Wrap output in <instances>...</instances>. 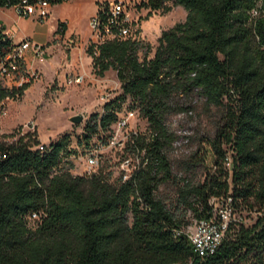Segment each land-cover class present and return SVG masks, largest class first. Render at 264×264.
Here are the masks:
<instances>
[{"label": "trees", "instance_id": "trees-1", "mask_svg": "<svg viewBox=\"0 0 264 264\" xmlns=\"http://www.w3.org/2000/svg\"><path fill=\"white\" fill-rule=\"evenodd\" d=\"M21 2L0 0V8ZM109 2H97L103 25ZM177 6L187 12L185 21L162 31L152 56H139L144 47L151 51L140 28L135 37L90 43L95 72L115 69L122 92L105 102L102 114L91 116L76 146L70 134L44 149L25 137L0 139V264H228L231 259L264 264V0L135 5L147 9L148 17ZM65 27L60 22L55 33ZM13 43L0 29V57ZM29 83L0 88V100L22 95ZM194 94L209 105L225 104L227 111L208 141L216 169L202 183L186 184L188 205L197 218L208 217L211 199L230 195L236 211L258 215L250 226L232 223L220 248L206 259L197 257L176 215L156 194L173 174L164 152L165 117L178 95ZM126 106L148 122L125 147L128 155L145 151L139 169L126 181L121 175L113 179L103 165L91 175L74 174L72 158L105 142V132Z\"/></svg>", "mask_w": 264, "mask_h": 264}, {"label": "rangeland", "instance_id": "rangeland-1", "mask_svg": "<svg viewBox=\"0 0 264 264\" xmlns=\"http://www.w3.org/2000/svg\"><path fill=\"white\" fill-rule=\"evenodd\" d=\"M98 1L132 4V16L139 24L142 39L151 46V51L144 47L139 52L141 59L146 54H154L163 30L185 21L187 15L183 7L177 6L169 13L157 11L148 17L147 9L135 7L141 0H64L52 5L48 18L42 22L31 17H20L14 7L1 8L0 29L11 32L14 43L27 39L32 44L44 46L46 60L40 62L32 49L27 51L28 69L37 71L39 78L30 79V86L22 95L11 98L0 106V139L16 141L25 137V142L39 146L70 134L72 145L76 146L77 139L85 131L91 116L104 112L105 101L101 99L102 94L107 91L111 94L110 98H114L122 92L117 71L110 69L104 75L97 74L88 52L94 38L91 19L97 12ZM60 22H65V30L55 33ZM68 42L71 43L70 49L66 46ZM76 73H84V81L69 84L70 77ZM127 111L126 106L123 113ZM135 111L137 117L131 120L130 128L144 132L148 122L138 109ZM226 111L225 104L209 105L196 94L191 97L178 95L165 117L169 139L164 152L171 162L173 174L170 179L160 183L156 194L176 215L184 231L192 227L197 216L188 205L183 191L186 184L202 183L209 171L214 172L216 169V155L208 141L224 123ZM76 114H84L85 120L79 124L74 123L71 117ZM127 156L124 146L106 148L100 152L99 166L92 169V173L103 165L113 172L115 179L121 175V163ZM72 161L74 174L88 175L85 154H78ZM238 217L239 220L234 221V225L242 223L250 226L258 219L257 213L249 210L236 211L234 218ZM35 224L34 219L30 220L31 226ZM251 263V260L233 262ZM228 264H232V259Z\"/></svg>", "mask_w": 264, "mask_h": 264}, {"label": "built area", "instance_id": "built-area-1", "mask_svg": "<svg viewBox=\"0 0 264 264\" xmlns=\"http://www.w3.org/2000/svg\"><path fill=\"white\" fill-rule=\"evenodd\" d=\"M51 0H22L21 4L14 6L20 17H31L38 21H44L50 14L52 6ZM133 6L131 3L120 1L109 2V21L104 24L100 20L97 12L91 19V27L93 29V40L91 43L95 45L101 44L111 39H127L135 37L139 24L132 16ZM257 14V11H255ZM122 20L121 24L119 20ZM66 45V44H65ZM67 47L71 46L68 42ZM32 49L34 55L38 57L40 62L46 60V49L39 44H32L27 39L18 43H13L7 53L0 57V88L12 90L24 84V82L39 78L37 71H30L27 66V51ZM95 53L96 50H95ZM84 73H76L69 79V84L82 83L85 79ZM111 94L107 91L102 94L101 99L108 101ZM11 99L7 96L0 100V106H3L7 100ZM137 117L135 110L121 112L116 121L111 125L110 129L105 132L106 140L97 148L87 153L88 175L92 174V169L99 166L100 152L106 148H122L126 147L127 142L134 136H139L141 131L130 128V122ZM40 149H44L45 145L40 144ZM138 151L136 154L128 155L121 163V176L123 181L130 179L135 171L140 167L141 155ZM141 153V154H139ZM231 158H227V164L231 165ZM213 212L208 217L197 218L195 223L188 231L182 230L193 246V250L197 257L206 259L214 255L222 245L225 235L234 221L235 208L233 198L228 195L224 197H213L211 199ZM38 215L33 214L32 219H37ZM242 219V218H241ZM239 222V221H238Z\"/></svg>", "mask_w": 264, "mask_h": 264}, {"label": "water", "instance_id": "water-1", "mask_svg": "<svg viewBox=\"0 0 264 264\" xmlns=\"http://www.w3.org/2000/svg\"><path fill=\"white\" fill-rule=\"evenodd\" d=\"M71 120L74 123H82L85 120V115L84 114H76L74 116L71 117Z\"/></svg>", "mask_w": 264, "mask_h": 264}, {"label": "crops", "instance_id": "crops-1", "mask_svg": "<svg viewBox=\"0 0 264 264\" xmlns=\"http://www.w3.org/2000/svg\"><path fill=\"white\" fill-rule=\"evenodd\" d=\"M0 10H3V9L0 8ZM4 32L7 33L9 37H11V32H8L7 30H5Z\"/></svg>", "mask_w": 264, "mask_h": 264}]
</instances>
